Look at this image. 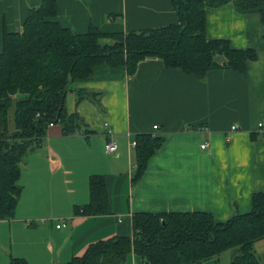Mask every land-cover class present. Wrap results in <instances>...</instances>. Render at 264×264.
<instances>
[{"label": "crops", "instance_id": "0c3cea01", "mask_svg": "<svg viewBox=\"0 0 264 264\" xmlns=\"http://www.w3.org/2000/svg\"><path fill=\"white\" fill-rule=\"evenodd\" d=\"M56 2V20L78 34L91 26L103 33H128L178 21L172 0ZM41 4L0 0V53L4 33L21 32L30 10ZM206 29L210 40L256 52L245 74L214 69L198 80L151 58L133 76L124 67L99 65L91 78L72 85L75 91L99 93L102 110L92 100L78 104L76 92L68 93V114H78L85 126L64 136L61 125H51L42 145L27 157L15 217L0 221V264L12 258L68 263L95 242L133 237L135 213L207 212L225 223L252 210V196L264 190V129L259 128L264 120V23L260 14L240 13L228 3L207 8ZM109 131L119 146L114 156L105 152ZM151 133L165 135L166 141L134 184L135 148L130 144L137 135ZM205 143L209 147L203 150ZM92 176L105 178L107 214L76 213L90 201ZM61 221L66 227L57 229ZM254 248L264 264V239ZM128 259L127 264H143L134 254Z\"/></svg>", "mask_w": 264, "mask_h": 264}, {"label": "trees", "instance_id": "16d2710c", "mask_svg": "<svg viewBox=\"0 0 264 264\" xmlns=\"http://www.w3.org/2000/svg\"><path fill=\"white\" fill-rule=\"evenodd\" d=\"M228 3L240 13L260 14L264 23V0H172L175 24L128 33H103L91 26L78 34L56 20V0H42L30 10L21 32H5L0 53V221L15 217L21 163L42 145L48 128L59 124L64 136L84 128L78 114H68L66 98L77 80L92 77L96 66L124 67L133 76L142 62L154 58L198 80L214 69L245 74L248 62L257 59L254 50H236L229 41L207 37V8ZM217 57L223 60L217 62ZM75 92L78 104L88 99L102 110L99 93ZM135 140L134 184L166 136L140 134ZM109 200L105 178L92 176L90 201L76 213L107 214ZM132 222L133 237L95 242L65 264H124L132 254L143 264H202L226 251H233L231 264H262L254 246L264 239V190L252 196L249 213L225 223L207 212H141ZM10 264L28 263L12 258Z\"/></svg>", "mask_w": 264, "mask_h": 264}, {"label": "built area", "instance_id": "2783aa9c", "mask_svg": "<svg viewBox=\"0 0 264 264\" xmlns=\"http://www.w3.org/2000/svg\"><path fill=\"white\" fill-rule=\"evenodd\" d=\"M154 128H155V130L158 129L157 126L154 127ZM259 128H260V129H264V120L261 121V123H259ZM237 129H238L237 126H235V127L232 128V130H237ZM109 136H110V138H109L108 142H107L106 145H105V152H106V154H108L109 156H114V155H117V153H118V151H119V146H118V143L113 139V134H112V132H110V131H109ZM136 145H137L136 141H133V142H131V144H130V146H131L132 148H135ZM208 147H209V144H208V143H205V144H203V145L201 146V148H202L203 150L207 149ZM64 227H66V223H65V221H61V222L59 223V225H57V229H61V228H64Z\"/></svg>", "mask_w": 264, "mask_h": 264}, {"label": "rangeland", "instance_id": "374dc122", "mask_svg": "<svg viewBox=\"0 0 264 264\" xmlns=\"http://www.w3.org/2000/svg\"><path fill=\"white\" fill-rule=\"evenodd\" d=\"M45 151V150H44ZM28 157V156H27ZM27 157L24 159V161L21 163V170H23L24 169V167H25V164H26V161H27ZM228 253H231V254H233V251H230V252H228ZM222 254L221 256H220V258L219 257H215L213 260H212V262L211 263H209V264H231V257L229 256V255H231V254ZM219 258V260L217 261V259ZM128 261H126L124 264H127L128 262H129V259H127ZM217 261V262H216ZM204 264H206L207 263V261L206 262H203Z\"/></svg>", "mask_w": 264, "mask_h": 264}, {"label": "water", "instance_id": "95a60500", "mask_svg": "<svg viewBox=\"0 0 264 264\" xmlns=\"http://www.w3.org/2000/svg\"><path fill=\"white\" fill-rule=\"evenodd\" d=\"M222 60H223L222 57H217V58H216V61H217V62H221Z\"/></svg>", "mask_w": 264, "mask_h": 264}]
</instances>
